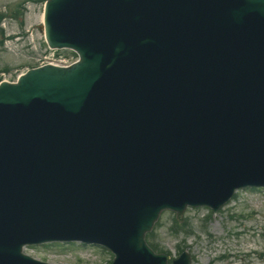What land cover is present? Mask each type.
Masks as SVG:
<instances>
[{
  "label": "water",
  "instance_id": "95a60500",
  "mask_svg": "<svg viewBox=\"0 0 264 264\" xmlns=\"http://www.w3.org/2000/svg\"><path fill=\"white\" fill-rule=\"evenodd\" d=\"M113 1L115 3L111 4ZM130 1L132 7L128 10L130 19L126 20L125 38L129 45L147 49L145 61H149L148 55L153 57L150 48L162 54H165L166 48L170 49L172 52L169 54L166 51V54L174 61L187 57L181 56L182 51L189 55L193 51L189 59L204 62L212 77L219 79L222 85L227 83L229 72L235 69L233 82H244L258 96L249 98L244 94V89H237L232 102L225 106L228 118L237 126L246 122L245 102H258V98L257 111L264 115V0ZM122 6L121 0H51L46 14L51 44L65 45L69 24L74 19L86 21L95 14L101 19L114 15L116 10L121 11ZM66 8L70 12L68 24ZM98 26L100 28L101 24ZM95 36L96 48L100 53L88 50L77 67L46 66L30 70L15 85L4 82L0 86V126L2 123L4 127H1L5 130H1L0 137L3 144L4 141L14 144L12 154L18 159L5 161L8 151L5 157L0 156V191L5 190L19 198L17 203L0 209V226L5 229V233L0 232V264H39L19 261L22 241H18L17 248L12 252H6L4 243L12 239L10 237L6 241L12 229L16 232L13 239L21 240L27 235L20 231L22 224L29 228L34 222L40 228L55 231L56 228L51 227L54 224L67 230L68 222L78 225L88 217L105 226L99 236L88 238L107 243L116 253L114 264L164 263L162 257L154 256L147 250L142 237L159 211L169 207L175 199L163 200L154 190L156 193L125 208L117 201L112 207L109 206L110 198L107 197L98 213L97 208L103 198L93 186L98 179V167L93 170L91 166L97 159L100 168L106 148H113L120 154L126 152L129 162L138 159L139 163L142 159L158 156L154 159L168 158L159 160L160 165L174 167L190 160L182 156L183 147L191 145L185 126L181 125L179 130L162 126L155 129L152 123L153 131L140 127L135 132L132 126V115L138 111V102L131 95L137 78L141 77L142 72L145 75L149 73L151 77L165 73L161 77L165 81L175 63L169 66L159 64L148 70L142 64L137 73L132 71L128 77L126 66L133 67L131 62L136 53L119 60L113 44L100 38V29ZM161 37L163 41L160 46L156 41H160ZM117 43L124 49L120 41ZM175 54L177 57H174ZM159 57L157 55L153 59L159 61ZM190 63L186 61L183 69H188ZM177 67L180 68L179 65ZM96 82H100L101 90L96 88L92 91ZM141 84H145L147 100L150 101L153 92L151 82L141 79L135 83L136 86ZM184 87L185 84H180L170 94L163 88L168 104L176 103V94L183 92ZM121 92L130 94L129 103L120 98ZM215 94L204 90L200 96L215 97ZM38 99L44 101L43 108H38V103L42 105L36 102ZM50 103L52 108L48 107ZM146 105L155 112V116L151 117L152 121L147 119L140 125L147 121L155 122L160 115L157 106L151 102ZM140 134L145 136L140 138ZM176 135L177 139H172ZM152 137L169 142L163 149L145 151L142 141L147 145ZM171 141H181L183 147L175 144L173 149ZM222 142L220 149L227 151L229 141L224 139ZM136 147L140 155L131 154ZM199 150L196 147L194 155ZM259 161L264 168V158ZM259 161L254 160L257 164ZM249 178L243 174V177L229 175L223 181L216 180L214 184L219 186L221 193L211 200L214 208L222 205L233 189ZM186 183L185 189H191V180L188 179ZM202 194L198 193L191 199V204L210 203L200 197ZM174 197H178V194ZM186 202L171 206L180 213ZM28 209L31 220L26 218L28 215L25 211ZM12 224L15 227H11Z\"/></svg>",
  "mask_w": 264,
  "mask_h": 264
},
{
  "label": "rangeland",
  "instance_id": "374dc122",
  "mask_svg": "<svg viewBox=\"0 0 264 264\" xmlns=\"http://www.w3.org/2000/svg\"><path fill=\"white\" fill-rule=\"evenodd\" d=\"M42 5L38 0H0V11L5 12L1 22L5 35L0 37L2 80L15 79L27 66L36 64L38 53L44 49L39 29ZM173 219V212L164 211L155 224L159 248L173 257L182 248L191 254L192 264H264L263 188L241 190L216 213L205 207L187 208L183 222L187 223L188 234L183 230L174 233ZM25 252L56 264H108L112 258L100 247L78 242L29 246Z\"/></svg>",
  "mask_w": 264,
  "mask_h": 264
},
{
  "label": "bare ground",
  "instance_id": "6f19581e",
  "mask_svg": "<svg viewBox=\"0 0 264 264\" xmlns=\"http://www.w3.org/2000/svg\"><path fill=\"white\" fill-rule=\"evenodd\" d=\"M36 102H41V103H42V105H41L40 103H38V108H39V109H40V108H43V106H44V101H43L42 99H38ZM48 107H49V108H52V104H51V103L48 104ZM180 116L183 117V116H184V112H181V113H180ZM163 142H164V140H159L157 137H156V138H155V137H152V138L148 141L147 145L145 146V149H146V151H148V150H158V149H163V148L165 147V145L163 144ZM131 154H132V155H140L139 149H138V148H135V150L132 151ZM113 155H114L115 157H119V160H118L117 163H118L120 166L122 165V163H123L124 161H128V160H129V158H128L127 156H124V154L113 153ZM111 169H112V167L109 166L108 164H106V165L104 166V171H106L107 174L111 172ZM184 195H191V192H189V191L186 190V191H184ZM130 199H131L130 197L124 198V199H122L121 203H122V202H129L128 200H130ZM4 218L6 219V216H5V215H4ZM137 264H138V262H137Z\"/></svg>",
  "mask_w": 264,
  "mask_h": 264
}]
</instances>
